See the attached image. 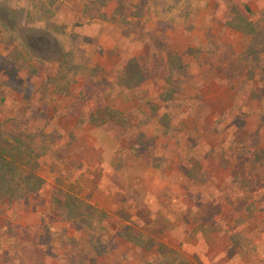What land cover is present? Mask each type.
Returning <instances> with one entry per match:
<instances>
[{
	"label": "rangeland",
	"instance_id": "1",
	"mask_svg": "<svg viewBox=\"0 0 264 264\" xmlns=\"http://www.w3.org/2000/svg\"><path fill=\"white\" fill-rule=\"evenodd\" d=\"M0 149V264H264V0H0Z\"/></svg>",
	"mask_w": 264,
	"mask_h": 264
},
{
	"label": "trees",
	"instance_id": "2",
	"mask_svg": "<svg viewBox=\"0 0 264 264\" xmlns=\"http://www.w3.org/2000/svg\"><path fill=\"white\" fill-rule=\"evenodd\" d=\"M29 151L33 152V148H29ZM18 153L19 152H17V154H15L13 158H9V157H6L2 149H0V183L6 177L7 174L14 171L13 166H14L15 161H17L15 160V158L18 159L19 162L27 161L29 165L33 163V161L31 160L32 158L31 159L29 158V156H31L32 154L23 155V154H18ZM23 157L26 158V161L21 160L23 159ZM12 163H13V166H12Z\"/></svg>",
	"mask_w": 264,
	"mask_h": 264
},
{
	"label": "flooded vegetation",
	"instance_id": "3",
	"mask_svg": "<svg viewBox=\"0 0 264 264\" xmlns=\"http://www.w3.org/2000/svg\"><path fill=\"white\" fill-rule=\"evenodd\" d=\"M28 45L31 48H39L40 50H44L46 48H54V46L43 36H38L36 34H32L27 38Z\"/></svg>",
	"mask_w": 264,
	"mask_h": 264
}]
</instances>
